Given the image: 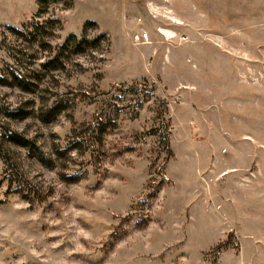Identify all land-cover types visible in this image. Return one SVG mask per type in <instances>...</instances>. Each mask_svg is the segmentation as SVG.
<instances>
[{
	"label": "rangeland",
	"instance_id": "374dc122",
	"mask_svg": "<svg viewBox=\"0 0 264 264\" xmlns=\"http://www.w3.org/2000/svg\"><path fill=\"white\" fill-rule=\"evenodd\" d=\"M48 16L33 43L9 28ZM71 33L84 52L48 63ZM0 39L42 79L0 86L34 109L9 152L28 198L0 157V264H264V0H0Z\"/></svg>",
	"mask_w": 264,
	"mask_h": 264
},
{
	"label": "trees",
	"instance_id": "16d2710c",
	"mask_svg": "<svg viewBox=\"0 0 264 264\" xmlns=\"http://www.w3.org/2000/svg\"><path fill=\"white\" fill-rule=\"evenodd\" d=\"M41 4L48 2V0H40ZM48 5V4H47ZM12 30V34L17 37L23 38V40L28 42H36L38 38L43 37L44 35H55L56 29L62 28L61 19L58 17L48 16L45 21L36 19V21H30L22 28L16 29L14 27H9ZM51 31L49 32L48 29ZM55 31V32H54ZM85 32V31H84ZM104 34H98L95 37V41H99L104 38ZM83 36H79L76 33H71L65 40V42L60 45V49L56 52L54 57L49 59L48 63H58L60 62L61 52L64 57L70 59L73 54H79L84 52V47L82 46ZM3 40L0 39V49H2ZM50 48L49 43H45ZM42 79H40L36 74L31 73H21L14 66L5 63L0 64V86L18 88L25 94H34L38 89V84ZM66 104L63 99H59L57 104L48 108L46 111H43L40 108V119L42 121H49L55 115L65 110ZM34 113L33 109V100L26 102H21L20 105L13 106L11 103L2 102L0 97V157L5 164L4 180L8 181L9 187L13 183H17L14 188L15 191L21 193L24 198L30 196V190L27 189L25 182L21 183L18 181L16 173L13 171L15 169V163L10 156V147H24L28 149L32 146V140L27 138L24 134L20 133L12 127L13 121H23L29 118ZM96 125L90 127L91 133H93ZM93 142H97V137H93Z\"/></svg>",
	"mask_w": 264,
	"mask_h": 264
},
{
	"label": "crops",
	"instance_id": "0c3cea01",
	"mask_svg": "<svg viewBox=\"0 0 264 264\" xmlns=\"http://www.w3.org/2000/svg\"><path fill=\"white\" fill-rule=\"evenodd\" d=\"M221 202H223V201H221ZM223 205L224 206H226L225 208H227L228 207V204L226 205V202H223ZM211 212H212V209H207V211H206V213L207 214H205L206 215V218L208 219V220H214L215 219V217H216V215H215V217H213L212 215H210L211 214ZM224 232H222V235L221 234H219V235H217L213 240H210L208 243L210 244H202V247H204V248H208L209 246H212V245H215V244H217L218 242H220L223 238H224ZM223 263V262H222ZM224 264H226L225 262H224Z\"/></svg>",
	"mask_w": 264,
	"mask_h": 264
},
{
	"label": "built area",
	"instance_id": "2783aa9c",
	"mask_svg": "<svg viewBox=\"0 0 264 264\" xmlns=\"http://www.w3.org/2000/svg\"><path fill=\"white\" fill-rule=\"evenodd\" d=\"M148 38H149V31L147 30L137 31L133 35V39L136 43L146 42Z\"/></svg>",
	"mask_w": 264,
	"mask_h": 264
},
{
	"label": "bare ground",
	"instance_id": "6f19581e",
	"mask_svg": "<svg viewBox=\"0 0 264 264\" xmlns=\"http://www.w3.org/2000/svg\"><path fill=\"white\" fill-rule=\"evenodd\" d=\"M160 31L162 33H165V34L169 35V36H173V31L171 29H168V28H165V27H161Z\"/></svg>",
	"mask_w": 264,
	"mask_h": 264
}]
</instances>
